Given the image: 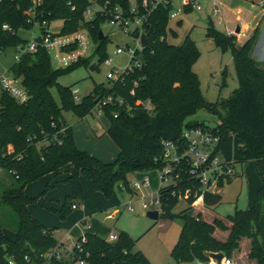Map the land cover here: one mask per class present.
<instances>
[{"label": "trees", "instance_id": "16d2710c", "mask_svg": "<svg viewBox=\"0 0 264 264\" xmlns=\"http://www.w3.org/2000/svg\"><path fill=\"white\" fill-rule=\"evenodd\" d=\"M67 1L45 0L44 10L50 19L67 20L64 32H72L79 28L88 0H72L75 10ZM29 5L30 0L0 3V45L6 49L24 39L3 30V24L9 23L14 29L28 26ZM171 10L172 5L168 3L152 13L146 28L149 46L143 51L142 67L127 75L124 82L112 87L97 86L93 94L80 101L75 99L73 88L60 84L59 78L87 59L67 68H56L51 56L40 50L24 54L11 66L22 78L31 98L20 104L8 93L0 92V167L6 169L10 178L3 186L0 205L11 208L18 217L16 227L9 228L15 233L14 240L0 225V264H43L44 255L62 245L55 236V228L45 226L30 211V205L36 200L26 192L31 182L67 164L73 165L65 178L72 187V194L60 209H55L66 219L77 205L75 200L84 194L83 178L90 180L93 187L107 197L117 185L131 190L128 182L131 173L162 167L163 140L180 142L185 128L206 125L191 119L201 108L220 117L216 127L221 133L223 154L236 162L256 161L262 186L251 207L238 209L227 218L230 227L218 217L208 222L201 218V213L194 215L187 210L181 213L184 226L171 253L174 264L208 262L217 252L230 256L240 249L244 237L252 240L249 257L264 264V233L260 225L264 214V65L254 56L259 27L243 45H237L235 35L229 37L210 27L209 36L224 50L231 49L239 79L238 89L229 98L213 103L204 97L199 76L193 70L201 55L195 41L190 36L180 43L168 41L170 31L177 36V32L169 28ZM186 10L192 9L187 7ZM49 12L52 15H48ZM90 27L95 41L99 42L96 53L103 62L108 56V40H99L101 20ZM96 67L95 64L94 69ZM54 86L58 88L61 103L54 98ZM108 96H113L114 101L103 106L111 121L107 134L120 149L113 163H106L78 147L73 127L64 116V112H73L85 118ZM148 100L152 102L150 109L140 103ZM191 184L201 185L197 179ZM172 187H161L159 192L162 214L175 218L177 215L172 209L180 199L172 197ZM204 196L208 208L222 201L221 193L206 191ZM217 228L230 231L227 240L215 237ZM118 234V239L111 242L107 237L86 232L84 247L90 252L87 263L151 264L147 256L136 249V239L126 231ZM81 239L82 235L77 240ZM79 257L75 251L72 262H77ZM53 263L70 264L63 257L53 259Z\"/></svg>", "mask_w": 264, "mask_h": 264}, {"label": "rangeland", "instance_id": "374dc122", "mask_svg": "<svg viewBox=\"0 0 264 264\" xmlns=\"http://www.w3.org/2000/svg\"><path fill=\"white\" fill-rule=\"evenodd\" d=\"M193 1L195 2V0ZM196 1L200 2L202 9L199 10L195 7L187 11L182 5V0H172V10L177 12L181 9L183 11L177 18L170 21L169 28L176 31L177 36H174L170 31L168 41L180 43L187 36L195 41L201 55L194 64L193 70L199 76L204 97L215 103L229 98L238 89L239 79L231 49L224 50L213 37L209 36L210 27L229 37L235 35L237 45H243L259 27L261 33L255 51L259 48V45L261 51L256 59L261 62V65H264V61L259 59L264 52V10L262 0ZM217 10L218 13H216ZM63 22V20L54 21L53 29L59 31ZM238 29L241 31L238 32ZM112 30L111 26H104L106 33L112 32ZM228 32H233V34L230 35ZM22 35L28 36V33L22 32ZM98 43L93 48L91 56L86 58L87 61L72 68L59 78L60 84L79 89L78 96L81 100L83 97L93 94L97 86L108 85L107 73L110 67L99 60V55L95 51ZM118 45H129L134 48L137 43L124 32H116L115 38L108 41V53L115 57V64L123 69L129 62L130 55L127 53L114 55ZM15 54L16 49L14 47H10L0 54V73L3 69H9L15 63ZM95 64L97 67L92 70L91 67ZM52 92L56 101L61 103L57 86L52 87ZM64 116L67 124L73 126L78 147L106 163H113L117 160L120 149L111 136L107 134L111 121L104 112L98 110V107L85 118H81L73 112H64ZM191 119L209 126H217L220 122L219 116L205 108L199 109ZM94 127H96L97 133L93 131ZM72 170L73 165L67 164L58 170L42 175L27 186V193L36 198L30 205L32 214L44 220L43 222L48 227L55 228L54 232L57 240L59 243L65 241L64 244L69 251L73 249L75 232L81 231L80 227L92 226L90 231L104 237H107L112 230L114 232L126 231L137 240L136 249L141 250L151 264L175 263L171 253L184 226V219L180 214L185 210L191 211L194 215L201 213V218H207L210 221L214 217H220L227 224V218L234 215L238 209H247L250 207L249 205H253L255 195L262 186V178L256 161L238 162L233 178L224 181L221 185L222 201L216 207L196 206L186 199H181L172 209L177 217L171 218L161 213L160 218L155 220L150 218L147 213L150 210H157L158 206L144 209L142 204L144 201L159 198V189L164 184L160 169L131 173L128 176L129 186L132 185L131 190L125 186L121 185L120 187L117 185L109 197L102 191L96 190L90 180L83 178L84 194L75 200L79 209L73 210L65 219L55 209H60L66 198L72 193L70 183L64 179L65 173ZM146 177L150 178L149 185L139 190L133 188L135 180L143 181ZM9 179L7 172L1 173L0 195L3 186L9 183ZM130 207H133L134 210H131ZM17 219L16 213L11 208L0 205V225L6 228L7 234L12 240L15 239V233L9 228L16 227ZM83 219H87V222L82 223L84 222ZM68 223H71L72 226L66 228V226H69ZM262 226L264 229V222ZM67 229L74 230L72 234L75 236H68ZM238 251H234L230 256L223 253L224 257L222 259H232ZM213 254L211 258L215 259ZM217 261L218 259H215L214 264H217ZM71 262L70 264H78ZM246 262L257 264L256 261L247 260ZM190 264L200 263L193 261ZM209 264H212V262Z\"/></svg>", "mask_w": 264, "mask_h": 264}, {"label": "built area", "instance_id": "2783aa9c", "mask_svg": "<svg viewBox=\"0 0 264 264\" xmlns=\"http://www.w3.org/2000/svg\"><path fill=\"white\" fill-rule=\"evenodd\" d=\"M5 0H0V3ZM170 3L172 0H88V4L83 11V17L80 20V26L72 32H64V25L67 20H63V25L59 31L53 29L55 19H50L44 10L45 0H30L28 7V26H20L14 29L9 23L3 24V30L15 35L21 36L24 41L16 46L15 62H19L26 53H37L45 50L52 58L57 68H67L73 66L82 60L91 56V52L96 45V41L92 34L94 22L101 20V29L104 32V40H113L116 32H124L131 36L137 43L136 47L129 45H118L114 51V55L127 53L130 55L127 65L120 69L115 64V57L108 53L103 61L110 68L107 73L108 85L113 86L116 83L125 81L127 75L132 73L143 65V51L146 49L142 43V36L147 35L146 28L150 24L152 13L162 4ZM67 5L76 9V5L72 0L67 1ZM182 5L186 10L187 7L193 9H202L199 1L182 0ZM264 5V0H262ZM183 10L177 12L170 11L169 20L177 18ZM218 13V10L216 11ZM48 15H52L51 12ZM111 26L112 32L106 33L104 26ZM22 32H27L28 36H23ZM228 34L232 35L233 32ZM10 48V47H8ZM7 48V49H8ZM0 45V54L7 50ZM97 50V47L95 51ZM75 99L80 101V91L77 88L72 89ZM0 92H6L11 95L18 103H27L31 96L28 89L23 84L21 77H18L14 70L3 69L0 73ZM113 96L102 99L98 105V110L103 111V106L113 102ZM122 103L123 100L119 98ZM147 109L152 107L151 100L140 102ZM180 142L173 140H163L164 151L161 156L163 165L161 170V179L164 186H173L171 189L172 197L178 199L193 198L192 202L196 206L205 207L204 194L206 191L212 193H221V181H226L235 175V167L238 162L228 159L221 151V133L216 126L196 125L190 126L183 130ZM61 142V141H60ZM43 142H41L42 144ZM9 150L14 149L10 145ZM7 172L5 168L0 167V175ZM197 179L201 185H192V180ZM150 184V178L146 177L143 181L135 180L133 188L139 190ZM132 187V185L130 186ZM160 187V188H161ZM160 193V192H159ZM144 209L151 206H158L160 214L163 212L161 195L157 199L144 201L142 204ZM73 208H77L74 205ZM134 210L133 207H130ZM119 237L118 232L111 231L107 238L109 241H116ZM87 241L85 234L81 240H76L72 254L78 251L80 257L76 263L88 264L86 258L90 256V252L85 250L84 243ZM63 245L55 248L44 255L45 262L43 264H54L53 259L62 258ZM84 255V257H83ZM28 259V257H27ZM200 264H208L201 262ZM224 264H233L229 258L224 259Z\"/></svg>", "mask_w": 264, "mask_h": 264}, {"label": "crops", "instance_id": "0c3cea01", "mask_svg": "<svg viewBox=\"0 0 264 264\" xmlns=\"http://www.w3.org/2000/svg\"><path fill=\"white\" fill-rule=\"evenodd\" d=\"M263 10H264V8H263ZM264 17V16H263ZM262 21V20H261ZM241 31V30H240ZM229 33V32H228ZM261 33V32H260ZM262 45V44H261ZM260 51H261V46L259 45V48L254 52V56H255V58H256V56H258L259 55V53H260ZM259 59H261V60H263L264 61V52L262 53V55H261V57L259 58ZM258 60V59H257ZM70 125V124H69ZM73 127V126H72ZM93 131L94 132H96L97 130H96V127H94L93 128ZM97 133V132H96ZM67 175H68V173H65V175H64V179L67 177ZM91 182V181H90ZM91 184H92V182H91ZM93 186V185H92ZM26 192H27V187H26ZM72 194V193H71ZM30 195V194H29ZM256 196V195H255ZM254 199V198H253ZM250 207H251V205H249ZM249 208V207H248ZM77 209H79V206H78V204H77V208H75L74 210H77ZM206 209V208H205ZM208 210V209H207ZM45 216H46V214L45 213H43ZM34 215V214H33ZM83 215V214H82ZM39 221H41L45 226H47V224L45 223V222H43L44 220H42L41 218H39L37 215H34ZM216 217H214V219H215ZM220 218V217H219ZM214 219L212 220V221H210V220H208L207 218H205V220L206 221H208V222H213L214 221ZM83 221L84 222H82V223H86L87 222V219H83ZM264 222V214L262 215V218H261V222H260V225H261V228H262V230H263V233H264V229H263V226H262V223ZM68 225L69 226H66V228H68V227H70V226H72V224L71 223H68ZM227 225L230 227L231 226V223L228 221V223H227ZM48 227V226H47ZM80 230L81 231H77V232H75L76 233V236L75 235H73L72 233H74L73 231H71V230H68L67 229V234H68V236H71L72 235V237L73 236H75L74 237V239H75V241L78 239V237H80L81 235H83V234H85L86 232H92V233H95V232H93V231H90V230H92V226H89V227H80ZM89 230V231H88ZM220 230H222V229H219L218 230V228L216 229V233L214 234L215 235V237L216 238H218V239H220V240H222V241H225V240H227V238L229 237V234H230V231L229 230H222V231H220ZM113 231V230H112ZM95 234H97V233H95ZM219 236V237H218ZM101 237H104V236H101ZM74 241V242H75ZM65 241H62L61 242V244L63 245V249H62V252H63V258L67 261V262H71L72 260H73V254H72V250L71 251H69L67 248L68 247H66L65 246ZM251 244H252V240L250 239V238H247V237H244V238H242V240H241V242H240V249H239V251L237 252V253H235V255L233 256V260H232V263L233 264H248L246 261L248 260V261H256V260H252L250 257H249V253H250V250H251ZM243 248H244V250H243ZM66 249H67V251H66ZM66 251V252H65ZM71 253V254H70ZM230 259V258H229ZM214 260L215 259H212V260H210V261H208V264L209 263H211L212 262V264H214ZM195 261H198V260H195ZM199 263H200V261H198ZM257 262V261H256ZM72 263V262H71ZM190 263H192V262H190ZM190 263H183V264H190ZM217 264H224V260L222 259L221 260V262H219V261H217L216 262ZM257 264H258V262H257Z\"/></svg>", "mask_w": 264, "mask_h": 264}, {"label": "water", "instance_id": "95a60500", "mask_svg": "<svg viewBox=\"0 0 264 264\" xmlns=\"http://www.w3.org/2000/svg\"><path fill=\"white\" fill-rule=\"evenodd\" d=\"M239 31H240V29H238V32ZM104 39H105V35H104L103 30L101 29L99 31V40L102 41ZM142 43H143L145 48H147L149 46V39H148V36L146 34H144L142 36ZM91 69L94 70V66H92ZM147 215L152 219L158 220L160 218V211L158 209L157 210H150V211H148ZM213 256L215 259H218V261L221 262L222 258L224 257V254L223 253H214Z\"/></svg>", "mask_w": 264, "mask_h": 264}]
</instances>
